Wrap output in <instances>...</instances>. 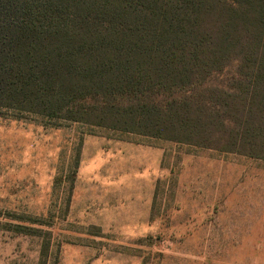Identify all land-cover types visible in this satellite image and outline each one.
Listing matches in <instances>:
<instances>
[{
	"label": "trees",
	"instance_id": "obj_1",
	"mask_svg": "<svg viewBox=\"0 0 264 264\" xmlns=\"http://www.w3.org/2000/svg\"><path fill=\"white\" fill-rule=\"evenodd\" d=\"M3 109L264 159V0H0Z\"/></svg>",
	"mask_w": 264,
	"mask_h": 264
},
{
	"label": "rangeland",
	"instance_id": "obj_2",
	"mask_svg": "<svg viewBox=\"0 0 264 264\" xmlns=\"http://www.w3.org/2000/svg\"><path fill=\"white\" fill-rule=\"evenodd\" d=\"M14 114L0 110V264H264V159Z\"/></svg>",
	"mask_w": 264,
	"mask_h": 264
}]
</instances>
